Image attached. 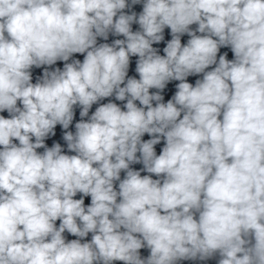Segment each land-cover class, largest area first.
I'll use <instances>...</instances> for the list:
<instances>
[{
    "label": "clouds",
    "instance_id": "obj_1",
    "mask_svg": "<svg viewBox=\"0 0 264 264\" xmlns=\"http://www.w3.org/2000/svg\"><path fill=\"white\" fill-rule=\"evenodd\" d=\"M0 264H264V0H0Z\"/></svg>",
    "mask_w": 264,
    "mask_h": 264
},
{
    "label": "water",
    "instance_id": "obj_2",
    "mask_svg": "<svg viewBox=\"0 0 264 264\" xmlns=\"http://www.w3.org/2000/svg\"><path fill=\"white\" fill-rule=\"evenodd\" d=\"M229 58H231V53H229ZM194 79L195 78H190V80L191 81H193L194 82ZM171 85H169V88L171 89ZM168 95L170 96L171 95V91H169V93H168ZM58 135H59V130H58ZM51 143V141H49V144ZM157 151H159V147L157 148ZM138 167V166H137ZM86 203H87V201H86Z\"/></svg>",
    "mask_w": 264,
    "mask_h": 264
}]
</instances>
